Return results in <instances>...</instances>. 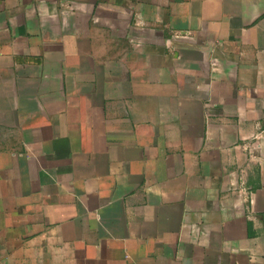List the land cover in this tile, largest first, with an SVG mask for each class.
<instances>
[{
  "label": "crops",
  "instance_id": "1",
  "mask_svg": "<svg viewBox=\"0 0 264 264\" xmlns=\"http://www.w3.org/2000/svg\"><path fill=\"white\" fill-rule=\"evenodd\" d=\"M0 264H264V0H0Z\"/></svg>",
  "mask_w": 264,
  "mask_h": 264
}]
</instances>
